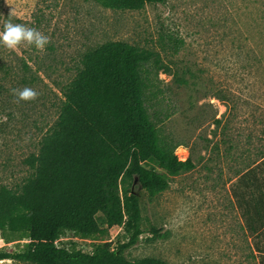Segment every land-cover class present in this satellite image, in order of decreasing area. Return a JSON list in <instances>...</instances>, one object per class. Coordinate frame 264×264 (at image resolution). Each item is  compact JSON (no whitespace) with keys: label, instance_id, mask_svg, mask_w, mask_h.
Segmentation results:
<instances>
[{"label":"rangeland","instance_id":"374dc122","mask_svg":"<svg viewBox=\"0 0 264 264\" xmlns=\"http://www.w3.org/2000/svg\"><path fill=\"white\" fill-rule=\"evenodd\" d=\"M5 21L49 39L43 50L25 42L13 49L0 44V191L14 190L32 174V156L58 117L63 87L82 53L123 41L158 52L172 73L187 80L178 85L174 75L159 73L162 94L153 106L163 113L160 132L183 143L176 156L195 163L179 175L155 161L143 163L168 186L148 196L132 181L143 233L124 256L168 264H260L264 241L238 223L230 181L237 145L258 137L264 124V0H165L136 10L105 8L93 0H0V31ZM166 34L179 43L172 52L162 49ZM25 87L37 92L35 99L12 92ZM69 240L90 249L89 240L63 239ZM110 240L126 238L115 226ZM22 243H6L0 235V251H15Z\"/></svg>","mask_w":264,"mask_h":264},{"label":"trees","instance_id":"16d2710c","mask_svg":"<svg viewBox=\"0 0 264 264\" xmlns=\"http://www.w3.org/2000/svg\"><path fill=\"white\" fill-rule=\"evenodd\" d=\"M105 8L136 10L165 0H93ZM165 46L178 48L170 34ZM159 73L174 75L158 52L123 41H106L85 50L73 78L63 87L58 117L41 137L33 172L14 190L0 191V235L6 243L23 241L0 260L30 264H168L155 258L129 260L124 251L143 233L136 180L148 196L168 186L157 162L171 174L195 168L174 154L183 143L160 132L161 111L153 101L162 94ZM156 104V103H155ZM98 218L102 221L99 223ZM119 227L126 241L110 240ZM154 233L157 230L152 228ZM72 236L89 240L83 250ZM260 251V250H259ZM261 252V251H260ZM264 264V254L259 261Z\"/></svg>","mask_w":264,"mask_h":264},{"label":"crops","instance_id":"0c3cea01","mask_svg":"<svg viewBox=\"0 0 264 264\" xmlns=\"http://www.w3.org/2000/svg\"><path fill=\"white\" fill-rule=\"evenodd\" d=\"M258 137L247 136L234 156L233 207L241 226L264 241V124ZM256 140V141H255Z\"/></svg>","mask_w":264,"mask_h":264},{"label":"clouds","instance_id":"9594fccd","mask_svg":"<svg viewBox=\"0 0 264 264\" xmlns=\"http://www.w3.org/2000/svg\"><path fill=\"white\" fill-rule=\"evenodd\" d=\"M48 36L42 34L37 29L28 27L23 24L5 21L3 31H0V44L13 49L21 42L33 45L35 48L43 50L48 43ZM14 95L18 99L33 100L37 96V92L30 88L12 89Z\"/></svg>","mask_w":264,"mask_h":264},{"label":"built area","instance_id":"2783aa9c","mask_svg":"<svg viewBox=\"0 0 264 264\" xmlns=\"http://www.w3.org/2000/svg\"><path fill=\"white\" fill-rule=\"evenodd\" d=\"M175 154V153H174ZM176 155V154H175ZM178 158V157H177ZM179 159V158H178ZM180 160V159H179Z\"/></svg>","mask_w":264,"mask_h":264}]
</instances>
